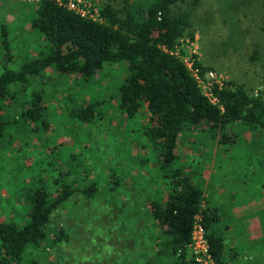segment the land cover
Segmentation results:
<instances>
[{"label":"rangeland","instance_id":"1","mask_svg":"<svg viewBox=\"0 0 264 264\" xmlns=\"http://www.w3.org/2000/svg\"><path fill=\"white\" fill-rule=\"evenodd\" d=\"M38 1L0 0V32L5 28L8 35L10 66L34 56L45 44L29 25ZM107 2L120 4V0H70V5L92 14ZM184 8L191 9L194 36L189 39L186 33L180 38L183 61L196 59L222 82L241 84L249 95L264 100V0L173 4L174 11ZM2 51L0 46V70ZM122 63L105 64L86 79L47 69L26 88L14 85L18 100L37 89L45 91L46 106L33 119L17 114L0 138V219L28 221L27 189L43 186L54 192V178L61 174L62 181L70 180L71 169L79 181L95 179L100 195L88 199L75 194L52 213L51 230L63 225L73 234L64 244L67 263L155 262L145 204L152 195L170 190V169L185 168L193 171L201 186L203 204L218 208L216 228L223 233L229 262L264 264V127L241 128L227 143L218 138L214 143L203 139L195 143L186 133L180 135L167 170L160 164V148L144 133L150 122L145 105L132 115L117 106L115 86L126 74ZM214 79L204 73L201 89L207 91ZM90 95L105 98L104 116L95 122L73 121L71 107ZM227 131L234 135L231 127ZM110 177L120 182L115 190L108 187ZM58 250L40 249L44 264H60Z\"/></svg>","mask_w":264,"mask_h":264},{"label":"trees","instance_id":"2","mask_svg":"<svg viewBox=\"0 0 264 264\" xmlns=\"http://www.w3.org/2000/svg\"><path fill=\"white\" fill-rule=\"evenodd\" d=\"M176 1L120 0L118 7L107 2L100 7L99 18H93L70 7L69 0H39L29 25L45 44L34 56L10 66L8 35L5 28L0 32V138L17 114L33 119L46 106L42 102L45 91L37 89L28 98L18 100L14 85L26 88L33 77L47 69L86 79L105 64L122 62L126 74L115 86L117 106L132 115L145 105L150 122L144 133L153 146L160 148L163 168L175 159L180 135L186 133L195 143L200 139L214 143V138L227 143L241 128L264 127V100L249 95L243 85L231 80L212 83L209 90L215 100L203 92L180 55V38L186 33L189 39L194 36L191 9L174 11ZM193 66L204 77L208 67L196 59ZM94 96L84 97V102L71 107L73 121L95 122L104 116L106 100ZM230 127L234 135L227 131ZM68 172L70 180L62 181L61 174L54 178V192L43 186L27 189L28 221L18 224L0 219V264H44L40 249H60V264H73L67 263L70 257L64 246L73 234L63 225L52 231V213L75 194L88 199L99 197L100 188L95 179L79 181L73 170ZM167 175L172 183L170 190L159 197L152 195L145 204L151 219L152 247L158 258L145 264H197L187 246L198 216L216 263L231 264L223 233L216 228L218 208L203 204L204 194L193 171L175 168ZM119 183L118 178L110 177L108 187L115 190Z\"/></svg>","mask_w":264,"mask_h":264},{"label":"built area","instance_id":"3","mask_svg":"<svg viewBox=\"0 0 264 264\" xmlns=\"http://www.w3.org/2000/svg\"><path fill=\"white\" fill-rule=\"evenodd\" d=\"M68 5L72 7L70 5V0L68 2ZM76 11L80 12L83 15H88L93 18H99L98 15L100 11L97 8L95 9V12L92 13L94 16H92L91 13L90 14L87 13L88 11L87 12L83 10L81 11L76 10ZM185 64L191 70L192 74L198 79V82L200 85V82L202 81V77L199 74L198 68L193 66V61H191L189 64L185 62ZM204 73L207 74V76H210L211 78H215L213 81H211L212 83L214 82H218L220 84L222 83V81L216 77L217 76L216 73H214L212 70H205ZM212 83L208 85L207 91H203V92L207 96H209L212 100H215V97H213L211 91L209 90L210 85ZM187 247L189 249L191 256L194 258L197 264H217L215 259L213 258V256L211 255L209 251V246H208V241L205 235V230H204L202 223L200 222L199 216L198 218H196V220L193 223V227H192L191 235H190V241Z\"/></svg>","mask_w":264,"mask_h":264}]
</instances>
